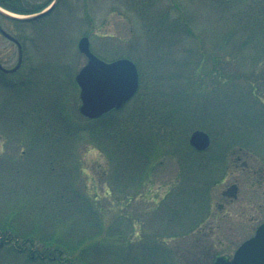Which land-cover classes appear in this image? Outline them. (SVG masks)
<instances>
[{"label":"rangeland","instance_id":"obj_1","mask_svg":"<svg viewBox=\"0 0 264 264\" xmlns=\"http://www.w3.org/2000/svg\"><path fill=\"white\" fill-rule=\"evenodd\" d=\"M0 26L24 54L0 81V219L5 201L21 208L42 187H72L125 233L103 242L100 264H124V249L127 264H213L264 222V0H58L32 21L0 15ZM82 36L98 57L130 58L145 82L157 78L175 103L170 126L147 132L133 116L126 134L121 117L80 113ZM17 57L0 33V63ZM195 129L209 134L203 150L189 144ZM232 182L237 196L223 194ZM7 244L0 264H31Z\"/></svg>","mask_w":264,"mask_h":264},{"label":"trees","instance_id":"obj_2","mask_svg":"<svg viewBox=\"0 0 264 264\" xmlns=\"http://www.w3.org/2000/svg\"><path fill=\"white\" fill-rule=\"evenodd\" d=\"M0 79L2 82L5 78ZM139 79V88L132 97L134 106L111 110L102 116L124 119L126 134L135 117L142 120L139 127L147 132L175 120L171 119L175 103H167L169 91L158 84L154 75L145 82L142 70H139ZM122 111L125 113L120 114ZM130 134L135 135L131 131ZM134 137H142V134ZM9 193H6L8 198L13 196ZM41 193L21 208L17 207L19 204L5 201L2 207L6 210L9 206V213L0 219V242H11L8 247L16 253H25L31 264H100L97 256L102 258L105 253L103 242L110 238L125 239V233L109 231L111 222L103 216V208L94 205L88 195L77 192L73 196L72 187L63 188L59 184L42 187ZM122 253L115 254L119 256L117 261L127 264L128 255L124 253L130 252L124 249Z\"/></svg>","mask_w":264,"mask_h":264},{"label":"water","instance_id":"obj_3","mask_svg":"<svg viewBox=\"0 0 264 264\" xmlns=\"http://www.w3.org/2000/svg\"><path fill=\"white\" fill-rule=\"evenodd\" d=\"M57 1L53 0L42 10L25 15L0 7V14L16 20L30 21L49 13ZM78 48L87 57L86 64L75 75L80 87L79 111L89 118H97L113 108L123 106L138 88L136 64L126 57L111 61L99 58L91 51L87 36L79 39ZM209 141V135L200 129L194 130L189 137L190 144L198 150L205 149ZM213 264H264V223L237 248L231 259L219 256Z\"/></svg>","mask_w":264,"mask_h":264},{"label":"flooded vegetation","instance_id":"obj_4","mask_svg":"<svg viewBox=\"0 0 264 264\" xmlns=\"http://www.w3.org/2000/svg\"><path fill=\"white\" fill-rule=\"evenodd\" d=\"M1 1L7 4L11 0H1ZM0 33L4 35L7 39L12 41L17 46V50H18L17 60L12 66L7 67V66H3L2 63H0V77L7 79L9 75H16L18 69L21 68L23 64V60H24L23 43L14 35L3 30L2 27H0ZM226 187L227 188L224 189L223 194H227V192L230 190L232 191V194L234 196H237L238 186L235 182H232Z\"/></svg>","mask_w":264,"mask_h":264}]
</instances>
